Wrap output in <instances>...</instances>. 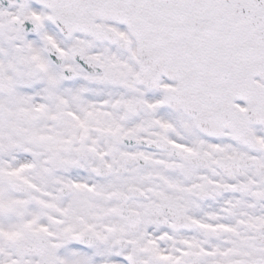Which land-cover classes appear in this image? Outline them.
I'll return each mask as SVG.
<instances>
[{"label":"snow or ice","instance_id":"1","mask_svg":"<svg viewBox=\"0 0 264 264\" xmlns=\"http://www.w3.org/2000/svg\"><path fill=\"white\" fill-rule=\"evenodd\" d=\"M0 264H264V0H0Z\"/></svg>","mask_w":264,"mask_h":264}]
</instances>
